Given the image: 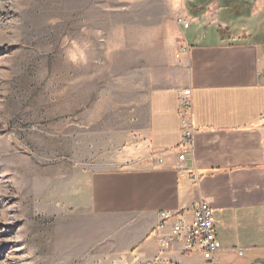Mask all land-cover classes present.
Wrapping results in <instances>:
<instances>
[{"label":"rangeland","instance_id":"374dc122","mask_svg":"<svg viewBox=\"0 0 264 264\" xmlns=\"http://www.w3.org/2000/svg\"><path fill=\"white\" fill-rule=\"evenodd\" d=\"M170 11L167 0H0V264H136L87 242L81 203L90 174L144 141L149 94L177 75Z\"/></svg>","mask_w":264,"mask_h":264},{"label":"crops","instance_id":"0c3cea01","mask_svg":"<svg viewBox=\"0 0 264 264\" xmlns=\"http://www.w3.org/2000/svg\"><path fill=\"white\" fill-rule=\"evenodd\" d=\"M167 1L177 44L189 52L176 59L172 82L149 94L144 141L85 181L84 238L116 245L136 264H202L201 255L184 253L179 242L161 249L154 233L162 213L190 223L204 202L214 210L218 264L219 255L232 256L221 264H239L244 253L250 259L264 250V0H246L249 13L243 0ZM179 16L190 29L180 28ZM185 90L194 153L180 162Z\"/></svg>","mask_w":264,"mask_h":264},{"label":"built area","instance_id":"2783aa9c","mask_svg":"<svg viewBox=\"0 0 264 264\" xmlns=\"http://www.w3.org/2000/svg\"><path fill=\"white\" fill-rule=\"evenodd\" d=\"M184 31L190 29L191 23L185 17L179 16L177 21ZM185 44H181L176 55L177 59L188 51ZM180 124L182 142L178 146L179 160L183 162L187 156L192 155L194 146V133L191 116V95L185 90L180 97ZM193 219L186 223L177 214L162 213L160 215L159 228L154 233L158 238L161 249L169 250L175 242L182 244L183 252L197 253L201 255L207 264H218L217 255L221 250V243L216 237V225L214 224V210L204 202L194 207ZM168 229L166 232L162 230Z\"/></svg>","mask_w":264,"mask_h":264},{"label":"trees","instance_id":"16d2710c","mask_svg":"<svg viewBox=\"0 0 264 264\" xmlns=\"http://www.w3.org/2000/svg\"><path fill=\"white\" fill-rule=\"evenodd\" d=\"M264 263V262H263Z\"/></svg>","mask_w":264,"mask_h":264}]
</instances>
